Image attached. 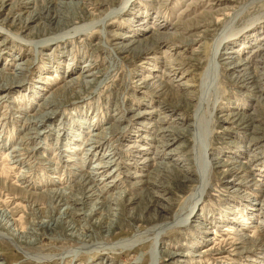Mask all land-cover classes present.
Wrapping results in <instances>:
<instances>
[{
	"label": "rangeland",
	"instance_id": "374dc122",
	"mask_svg": "<svg viewBox=\"0 0 264 264\" xmlns=\"http://www.w3.org/2000/svg\"><path fill=\"white\" fill-rule=\"evenodd\" d=\"M120 2L0 0L1 231L10 224L14 232L12 218L23 215V246L43 258L58 256L29 260L1 240L3 264H149L148 243L133 253L73 251L84 234H95L93 245L134 238L161 223L160 206L172 218L196 185L190 125L201 80L217 34L242 3L137 0L105 29L40 46L52 36L43 30L48 14L88 25ZM16 16L23 27L13 25ZM250 26L224 50L235 59L221 60L212 99L218 105L213 118L214 103L204 115L214 158L204 220L167 232L163 249L174 255L165 253L161 264H264V0L232 25L235 33ZM181 164L189 167L188 180ZM69 210L75 212L67 218ZM62 217L66 223L51 232L37 230L38 222Z\"/></svg>",
	"mask_w": 264,
	"mask_h": 264
},
{
	"label": "bare ground",
	"instance_id": "6f19581e",
	"mask_svg": "<svg viewBox=\"0 0 264 264\" xmlns=\"http://www.w3.org/2000/svg\"><path fill=\"white\" fill-rule=\"evenodd\" d=\"M136 1L137 0H121V2L119 3L118 7H116V8L113 7L114 8V11L112 13H106V14H104V16H102L103 18L97 19V20H95V22H89L88 25H84L83 23L80 24V23H76V22H71V18H69V16H67L65 14L64 15L63 14L62 15L60 14L59 16H53V15L48 14L47 15L48 16V24L47 25H44L45 28L43 27V30H48L49 29V31H51V33H52L51 34L52 36H49V37L45 38L44 40H42L40 42V44H41L40 46L41 47L44 46V45H47V46H55V45H57L59 43H63V42H66L68 40L74 39V37H76V36L88 35V34L92 33L93 30H96L98 28H104L105 29L108 21H110L111 19H114V18L123 16L126 13H128L132 9V7L135 5ZM219 1L221 3H224V2L230 3V5L232 3H235L237 5L236 2L239 3V1H240V3H242V4L238 8H236V9H234L235 7H233L234 10H231L232 13L231 14L229 13L228 20L223 25V28L221 29V31L217 34V36H216V38L214 40L213 47H212L211 56H210V59L208 61V65H207V68H206V74H205L204 77H202V80H201V84H200L201 85L200 95H199V98H198V101H197L196 109L194 111V117L192 118L193 119V123L190 125V127L192 129V139H193V146H192V148L194 150V152L192 151V159H193V163H194V166H195L194 168L196 169V174H197V177H196L195 181L194 180L193 181L196 183V185L191 190V192L189 193V195L186 198H184V200L182 201V203H181L178 211L174 214V216L172 218H167L166 216L164 217V215H165L164 213L167 212V207L166 206H160V207L157 206L158 209H157V211H155V213H156V216H158V215L161 216V220H160L161 223L156 224V225L154 224V226L150 227L147 231H145V232H139L134 238H131V239H128V240H123L120 243H118L117 245H113L114 243L113 244H111V243L109 244V242L108 243L101 242L99 244H94L93 245V244H91V242H92L91 240H92V237H93V234L94 233L93 234H84V235H81L80 238H82V240H81L82 242L80 240L79 241H80V243H82V246L78 247L77 249H74L76 251L75 253L73 251V254H75L76 256H78L80 254H84V253L105 252V251H108V252H123V253H125V252H131V253H133L134 252V249L136 247L141 246L144 243H148L150 245V249H152V252H151L152 261L149 264H161L162 258H163V256H164L165 253L168 254L169 256H173L174 255L173 253H170L169 254L165 250L166 248L163 249L164 246H163L162 239H163L164 236H166L167 232L170 231V230H177V229H180V228H183V229L186 228L187 229L194 222H198V221L202 220V218L204 220V217H203V209L204 208L201 209V206L203 204L204 199L206 198L205 196H207L206 194H207L208 190L211 187L210 184H209V177H211L212 169H214L213 168V162H214L213 159L214 158H212L210 156V148H209L210 147V142H208V141H210L209 140V137H210L209 136L210 129H206L205 128V119H204L205 116L204 115L206 114V111H207L209 105H211V103H214L213 104L214 107H213L212 113H210V115H208L209 117H212L213 118L214 110L216 111V107L218 105V103L216 102V99L215 98L217 97V92L219 90L218 84H219V80H220L219 77H220V74H221L220 73V71H221V60H226V58H225L226 56L232 55L234 53V52L233 53H231V52H228L227 53V51H224V50H227V47L234 45L233 43H230V42H232V40H234L233 38L238 37L239 35L242 36V35L246 34L247 31H248L247 33H250L249 30L251 29V26L248 27V28H245L241 32L239 31V32L235 33V31H233L232 25L235 23V21H237L246 12L247 8H249L251 6V4L253 2H255L256 0H247V1L246 0H219ZM257 2H259V1H257ZM3 7L4 6L1 5V8H3ZM47 12H49V8H48ZM39 18H40V16H39ZM13 19H14V16H13ZM32 19H34V17L29 18L28 19L29 21L26 20V22L24 23V27H27V25L32 22ZM15 20H16L15 22L12 21L13 25L14 24H18L19 25V23H20V25H22V27H23V21L21 20V17H17L16 16L15 17ZM257 20H261V18H257ZM18 21H19V23H17ZM53 27H54V29H53ZM161 27H162V25H161ZM211 27H212V25H211ZM199 30H200V27H199ZM203 32H205V29L203 30ZM10 34H12V33L9 31L8 35L10 36ZM102 35H103V33H102ZM10 37H12V36H10ZM14 37H16V39H18V35L14 36ZM3 46L4 45H2V47ZM260 51L262 52V49ZM252 52H254V50ZM229 58L230 59H235V57H232V56H229ZM17 70H19V69H17ZM19 73H21V71ZM87 73L89 74L90 72L88 71ZM92 75L93 74H91V77H92ZM13 80H16V79L14 78ZM14 82H16V81H14ZM205 84L207 85L206 87H205ZM212 87H213V90L210 91V88H212ZM213 97H215V98H214V100L212 102ZM204 131H205V133H204ZM204 135H205V139H203L204 138ZM178 140L179 139H177V138H174V139L169 140L167 145L164 144L165 145L164 148L166 149L169 146H174L175 142H177ZM177 149L178 148H176V150ZM198 151H200V152L198 153ZM166 157H168V156H166ZM185 158L183 157L182 159H185ZM176 160H174V161H176ZM142 162H143V164H146L144 162V160L141 161V163ZM191 162H192V160H191ZM161 166H166V164L162 165V163H161ZM168 166H169V164H168ZM181 166H182V164H181ZM185 166H188V165L185 164ZM167 168H169V167H167ZM102 169H103V167H102ZM181 171L184 174L187 175V177L184 175V177L182 179L188 180L189 167H184V165H183ZM92 176H94V175H92ZM90 179H92V178H90ZM93 182H96V180L93 181ZM93 182H92V184H93ZM82 189H80V190L83 191ZM59 196H61V195H59ZM72 200H74V199H72ZM74 212L75 211L72 212V211L69 210V212H67V213H65L63 215L67 216V218H70V215L74 214ZM1 215H2V212H0V220H2V217H3ZM50 215H51V213H50ZM13 216H18V215L13 214L11 217H13ZM22 216L23 215H21L20 217H17V218H15V217L12 218V226L14 227V229L12 230L14 232H12V233L9 232L11 230L9 223H8L9 225L5 226L7 228V231H1L2 229H4V227H3V224H0V241L1 240H5L6 242L9 241V242L13 243L20 251H22V252H24V253H26L28 255L29 260H36L37 258H39V260H41V259L43 260L44 258H48L50 260H58L57 259L58 256L52 257V255H48V256H44V258H43L42 257L43 254H37V253L34 254V253L30 252L29 249L27 250V248H25L26 246L25 247L23 246L24 243H22V241H20L19 238H20V236L26 230L25 229V225H24L25 221L23 223V217H24V220H25L26 217L25 216L22 217ZM53 216H54V214H53ZM80 216H81V214H80ZM65 220H66V218L65 217H62L61 218V221L59 219H57V220H54V223H52V224L51 223H48V222L47 223L38 222V224H37V230L38 231H41L42 230V231H50L51 232L52 230L55 229V227H56L57 224H65L66 223ZM2 223H3V221H2ZM113 225H114V223H112L111 225H109V226L106 227V231H105L106 232V236H108V235L111 234ZM73 234H75V233H73ZM35 236H36V234H35ZM70 236H73L74 238H79L78 236H75V235H70ZM88 242H90V243H88ZM32 244H34V243H32ZM65 256H66V254H65ZM69 256H70V254H69ZM0 264H3V263L0 262ZM136 264H140V261L139 262L137 261Z\"/></svg>",
	"mask_w": 264,
	"mask_h": 264
}]
</instances>
